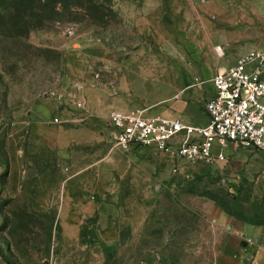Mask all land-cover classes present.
I'll return each instance as SVG.
<instances>
[{
    "label": "rangeland",
    "instance_id": "1",
    "mask_svg": "<svg viewBox=\"0 0 264 264\" xmlns=\"http://www.w3.org/2000/svg\"><path fill=\"white\" fill-rule=\"evenodd\" d=\"M57 1L55 11L0 6V264H255L254 249L242 245L250 242L245 226H264V168L175 164L149 152L114 177L102 167L91 223L59 221L63 192L73 201L78 191L40 189L39 179L30 189V127L15 125L16 111L29 118L68 97L71 109L53 113L52 124H79L97 116L100 92L111 101L133 98L153 114L144 106L151 94H135L134 86L148 89L172 68L173 45L188 50L189 0ZM75 51L86 54L81 68L69 65ZM113 144L101 136L79 152L90 161L99 151L104 160ZM41 158V167L70 174L55 154Z\"/></svg>",
    "mask_w": 264,
    "mask_h": 264
},
{
    "label": "crops",
    "instance_id": "2",
    "mask_svg": "<svg viewBox=\"0 0 264 264\" xmlns=\"http://www.w3.org/2000/svg\"><path fill=\"white\" fill-rule=\"evenodd\" d=\"M188 10L187 52L173 45L171 52L168 53L172 58V68L168 70L162 68L157 76L160 80L155 81L148 89L138 83L134 86L136 88L134 92L138 95L151 94V100L144 106L145 109H153L154 115L179 119L186 125L206 126L208 115L205 106L215 96L212 80L216 74L235 67L252 52H264V0H189ZM85 58V53L75 51L69 53L68 62L73 68H81ZM196 80L203 82V85L196 86ZM101 94L103 93L98 92L94 96L96 99H93L97 116L81 120L82 123H79L81 128H69L79 126L74 121H67L60 126L52 124L53 113H60L66 117L69 108L71 109L73 99L68 97L61 96L56 106L50 107L49 103H45L37 107L28 113L29 118H24L20 111L14 113L15 125L30 127L28 176L30 189H36L34 181L39 179L40 184L44 186H39L40 189L78 191L77 198L73 201L67 198L64 192L63 201H58L62 204L59 215V221L62 223L86 220L87 223H91L94 213L100 210L96 207V197L102 167L105 174H108L107 177H114L118 173L117 169L125 172L132 170V167L141 164L143 157L149 152L158 153L148 148L126 152L113 144L115 131L110 118L111 113L114 111L128 113L142 109V106L133 98L111 101V98L109 100ZM106 129L109 130L108 134H104ZM101 136L112 142L113 150L104 160L100 159L98 151L90 161H85L79 147L91 142L98 143ZM44 151L55 154L59 163H68L71 168L70 174L65 175L63 171L53 170L46 164L41 167V156ZM10 156L12 161V155ZM234 161L238 166L256 172L264 168V152L243 148L237 152ZM43 173L44 180L41 176ZM13 174L14 170L11 168L9 175ZM72 195L73 193L69 197ZM33 199L34 197L30 198V204ZM73 204L76 210H72ZM88 229L85 226L81 230L82 238L87 236ZM69 231L71 230L67 227L64 230L68 236ZM244 235L250 242L243 243L242 246L246 250L254 249L251 259L255 260V264H264V226L247 225L244 227Z\"/></svg>",
    "mask_w": 264,
    "mask_h": 264
},
{
    "label": "built area",
    "instance_id": "3",
    "mask_svg": "<svg viewBox=\"0 0 264 264\" xmlns=\"http://www.w3.org/2000/svg\"><path fill=\"white\" fill-rule=\"evenodd\" d=\"M264 52H252L213 78L215 96L205 106L206 126L153 115L149 110L114 111L115 146L148 148L173 162L216 165L234 160L240 149L264 152ZM203 82L196 80V86ZM176 171V170H175Z\"/></svg>",
    "mask_w": 264,
    "mask_h": 264
},
{
    "label": "trees",
    "instance_id": "4",
    "mask_svg": "<svg viewBox=\"0 0 264 264\" xmlns=\"http://www.w3.org/2000/svg\"><path fill=\"white\" fill-rule=\"evenodd\" d=\"M0 0L1 8L3 6H8L9 9L23 8L24 10L33 12L35 9H50L55 11L58 8L57 0ZM7 11V10H6ZM251 225L260 226L258 224L252 223ZM7 264H15L10 261Z\"/></svg>",
    "mask_w": 264,
    "mask_h": 264
}]
</instances>
